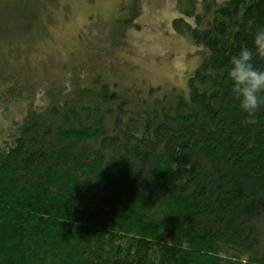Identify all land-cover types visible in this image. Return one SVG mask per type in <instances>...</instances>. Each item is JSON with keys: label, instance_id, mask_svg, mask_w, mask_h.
<instances>
[{"label": "trees", "instance_id": "1", "mask_svg": "<svg viewBox=\"0 0 264 264\" xmlns=\"http://www.w3.org/2000/svg\"><path fill=\"white\" fill-rule=\"evenodd\" d=\"M185 1L173 28L202 45L186 91L134 102L76 78L39 108L9 38L40 9L0 10V97L27 102L0 146V264H264V106L247 122L225 79L264 0Z\"/></svg>", "mask_w": 264, "mask_h": 264}, {"label": "rangeland", "instance_id": "2", "mask_svg": "<svg viewBox=\"0 0 264 264\" xmlns=\"http://www.w3.org/2000/svg\"><path fill=\"white\" fill-rule=\"evenodd\" d=\"M19 4L0 0V10H18ZM36 4L40 17L34 30L27 37L9 38L16 51L24 48L16 62L25 66L30 83H43L31 97L33 107L47 103L45 85L62 84L67 90L76 78L89 88L105 83L134 102L148 98L151 88L186 91L187 79L202 57V45L173 28V20L183 17L179 5L186 6L185 0H137L135 16L132 0ZM26 106L23 98L8 103L0 97V146L11 141Z\"/></svg>", "mask_w": 264, "mask_h": 264}, {"label": "clouds", "instance_id": "3", "mask_svg": "<svg viewBox=\"0 0 264 264\" xmlns=\"http://www.w3.org/2000/svg\"><path fill=\"white\" fill-rule=\"evenodd\" d=\"M264 25L251 33V45L242 44L228 60L225 79L229 93L247 122L264 106Z\"/></svg>", "mask_w": 264, "mask_h": 264}]
</instances>
